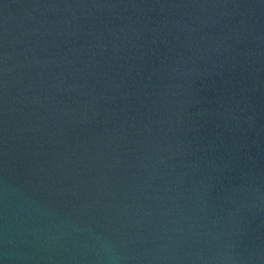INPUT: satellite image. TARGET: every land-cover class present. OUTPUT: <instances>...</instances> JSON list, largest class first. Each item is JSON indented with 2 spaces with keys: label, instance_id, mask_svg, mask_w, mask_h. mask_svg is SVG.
I'll return each mask as SVG.
<instances>
[{
  "label": "water",
  "instance_id": "water-1",
  "mask_svg": "<svg viewBox=\"0 0 264 264\" xmlns=\"http://www.w3.org/2000/svg\"><path fill=\"white\" fill-rule=\"evenodd\" d=\"M0 264H264V0H0Z\"/></svg>",
  "mask_w": 264,
  "mask_h": 264
}]
</instances>
